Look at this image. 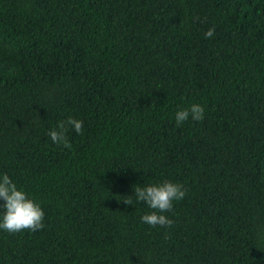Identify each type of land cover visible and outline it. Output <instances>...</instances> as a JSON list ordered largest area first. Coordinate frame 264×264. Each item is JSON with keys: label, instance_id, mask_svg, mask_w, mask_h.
<instances>
[{"label": "trees", "instance_id": "16d2710c", "mask_svg": "<svg viewBox=\"0 0 264 264\" xmlns=\"http://www.w3.org/2000/svg\"><path fill=\"white\" fill-rule=\"evenodd\" d=\"M0 172L45 213L0 264H264V0H0ZM164 180L143 223L126 196Z\"/></svg>", "mask_w": 264, "mask_h": 264}, {"label": "clouds", "instance_id": "9594fccd", "mask_svg": "<svg viewBox=\"0 0 264 264\" xmlns=\"http://www.w3.org/2000/svg\"><path fill=\"white\" fill-rule=\"evenodd\" d=\"M215 28H209L205 37L214 36ZM205 108L200 103H191L187 107L177 108L174 114L175 123L182 125L185 121H201L204 119ZM71 128L76 133L83 130V121L73 116L57 122L54 128L49 129L48 136L56 144H67L66 133ZM133 194L137 202H143L151 210L141 215L140 220L151 226L171 225L173 221L163 213L173 208L174 201L182 200L186 189L179 182L164 180L159 183L133 184ZM125 204L132 205L131 198L123 200ZM44 210L41 204L31 196L23 187L6 173L0 172V231L15 233L22 229L37 231L44 227Z\"/></svg>", "mask_w": 264, "mask_h": 264}]
</instances>
